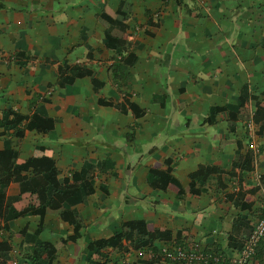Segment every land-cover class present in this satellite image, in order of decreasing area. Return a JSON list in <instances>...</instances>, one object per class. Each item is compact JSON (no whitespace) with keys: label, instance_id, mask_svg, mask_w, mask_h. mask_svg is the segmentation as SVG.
<instances>
[{"label":"crops","instance_id":"0c3cea01","mask_svg":"<svg viewBox=\"0 0 264 264\" xmlns=\"http://www.w3.org/2000/svg\"><path fill=\"white\" fill-rule=\"evenodd\" d=\"M263 102L264 0H0V154L22 179L6 195L45 179V158L69 193L1 214L6 261L47 244L55 264H152L126 240L86 251L136 221L167 237L142 247L234 257L264 217Z\"/></svg>","mask_w":264,"mask_h":264},{"label":"trees","instance_id":"16d2710c","mask_svg":"<svg viewBox=\"0 0 264 264\" xmlns=\"http://www.w3.org/2000/svg\"><path fill=\"white\" fill-rule=\"evenodd\" d=\"M127 14L123 12L122 10L117 13V23L115 25H119V23L124 20L125 16ZM120 17V20H119ZM109 35L112 36L111 33L106 34V37ZM113 39V38H112ZM111 39V40H112ZM123 43L118 39L113 45L114 46H120ZM237 110L235 113H232L230 116V119L238 118V116L244 112L246 114L245 110L247 109V97L245 95L240 96L237 102ZM24 119L23 116L14 115L12 120L9 122V125H17ZM253 121L255 123L264 122V102L260 105L256 106V110L254 112V115L252 117ZM13 121V123H11ZM247 163H250L249 159H245ZM45 164L43 167L44 170H41L40 172H44L47 177L45 179L37 180L35 181L36 184H34L31 188H28V186H22L19 189V193L14 197H8L6 195L7 186L11 182L15 181H22V179H19V174H17V171H20L18 169H14V166H16V161L14 158H12V155L6 159L1 156L0 154V216L2 213L6 214L8 213L10 208H13L16 213L19 214H26L29 212H33L35 204L29 203L26 207L20 208L22 205L21 197L24 194L29 193L30 196H36V200L39 203V206H42V204H45L46 207H43V211L46 210L49 204V201L52 200V196L59 197L61 201H63L69 193L66 191L64 193H59V190L64 188L62 186V182H59L56 180V187L50 189L49 181L52 177L55 178L54 168L53 164L50 162L49 158L44 159ZM30 165H33V160L28 161L25 164L19 165L21 169L25 167H29ZM249 169V167L247 168ZM35 170V168H34ZM37 174V173H36ZM49 190L51 191V195H48ZM42 201H44L42 203ZM19 203L18 208H15L14 204ZM58 210L62 208V206L57 207ZM76 232L79 230V226L75 228ZM161 238H167L164 233H162L159 230L149 231L147 224L144 222L136 221V222H129L123 224L119 229L114 230L113 237L109 240L105 241H98L96 243H91L86 248L87 252L92 253L91 254V261H93V257L97 255L102 249L106 247H112L116 248L118 244L122 240L130 241V243L133 244V248L138 249L142 246H150V242L153 241V239H161ZM32 250V256L30 258V264H55V248L53 246L47 245V244H41L38 247H34ZM156 250V249H155ZM10 251L9 245L6 243H0V264H11L6 261L7 254ZM151 261H148L150 263Z\"/></svg>","mask_w":264,"mask_h":264},{"label":"built area","instance_id":"2783aa9c","mask_svg":"<svg viewBox=\"0 0 264 264\" xmlns=\"http://www.w3.org/2000/svg\"><path fill=\"white\" fill-rule=\"evenodd\" d=\"M263 238L264 217L252 227L234 257L193 241L155 251L152 247H142L137 249V256L147 257L152 264H252Z\"/></svg>","mask_w":264,"mask_h":264}]
</instances>
